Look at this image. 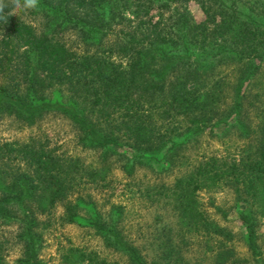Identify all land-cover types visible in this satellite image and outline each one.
<instances>
[{
	"label": "trees",
	"instance_id": "obj_1",
	"mask_svg": "<svg viewBox=\"0 0 264 264\" xmlns=\"http://www.w3.org/2000/svg\"><path fill=\"white\" fill-rule=\"evenodd\" d=\"M189 1L39 0L36 10H17L4 0L0 113L27 125L47 112L60 113L76 127L81 147L97 150L101 161L113 155L128 175L136 165L168 171L178 151L204 133L222 142L235 134L240 144L224 154L200 155L158 193L167 191L182 223L209 236L220 234L225 242L229 233L198 207L197 192L231 188L240 204L243 240L258 258L264 87L254 94L256 104L244 99L250 82L264 74V0H192L201 12L198 20ZM219 64L229 74H214ZM105 173L104 166L59 154L30 137L0 141V222L18 223L16 264H44L38 257V215L58 203L63 222L92 228L130 264H147L122 234L123 205L110 202L104 215L90 191L80 187L104 180ZM3 260L0 249V264ZM60 264L119 263L68 246Z\"/></svg>",
	"mask_w": 264,
	"mask_h": 264
},
{
	"label": "rangeland",
	"instance_id": "obj_2",
	"mask_svg": "<svg viewBox=\"0 0 264 264\" xmlns=\"http://www.w3.org/2000/svg\"><path fill=\"white\" fill-rule=\"evenodd\" d=\"M188 6L193 19H200L201 12L197 4L190 0ZM72 36L69 34L67 37ZM212 72L228 73V70L219 64ZM226 77L229 79L232 74ZM258 80L259 82H250L244 99L245 104L251 101L252 105L256 104L254 94L256 91L262 93L264 74ZM226 100L225 97L224 102ZM252 105L247 107L249 116L255 113L251 110ZM227 136L222 142L204 133L196 142L178 151L176 165L168 171L158 173L146 166L136 165L132 175H128L113 155L106 161H101L97 150L81 147L77 143L76 127L60 113L47 112L32 125L23 124L7 113H0V141L26 140L30 137L45 142L59 154L78 156L85 163L105 167L104 180L84 181L80 187L90 191L104 215L110 202L123 205L120 223L122 234L137 247L147 264H264V217L256 218V244L260 250L257 258L251 254L243 240L242 228L236 215V208L240 204L235 201L231 188L223 187L213 191L201 189L197 192L198 207L207 214L210 221L229 233L230 239L225 242L221 241L224 237L220 234L209 236L201 227L194 229L182 223L178 211L166 196L167 191L163 189L158 193V189L162 188L161 184L167 186L176 174L187 170L200 155L224 154L225 149H232L236 143H241L235 134L230 133ZM61 210L62 205L58 203L49 214L38 215V228L41 232L38 257L44 264H60L61 252L68 246L92 250L119 264H130L123 254L106 246L92 228L63 222ZM17 229L16 221L0 222V249L5 264H16V259L21 253L20 243L14 237Z\"/></svg>",
	"mask_w": 264,
	"mask_h": 264
},
{
	"label": "clouds",
	"instance_id": "obj_3",
	"mask_svg": "<svg viewBox=\"0 0 264 264\" xmlns=\"http://www.w3.org/2000/svg\"><path fill=\"white\" fill-rule=\"evenodd\" d=\"M11 3L17 10H36L39 0H11ZM6 6L4 0H0V13L3 12ZM0 19H4V22L7 23L6 18L0 17Z\"/></svg>",
	"mask_w": 264,
	"mask_h": 264
}]
</instances>
